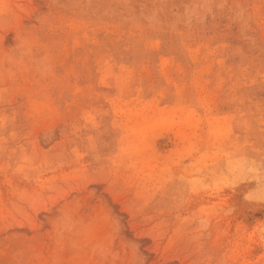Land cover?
I'll list each match as a JSON object with an SVG mask.
<instances>
[{
  "label": "rangeland",
  "instance_id": "374dc122",
  "mask_svg": "<svg viewBox=\"0 0 264 264\" xmlns=\"http://www.w3.org/2000/svg\"><path fill=\"white\" fill-rule=\"evenodd\" d=\"M0 264H264V0H0Z\"/></svg>",
  "mask_w": 264,
  "mask_h": 264
}]
</instances>
